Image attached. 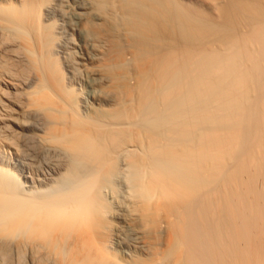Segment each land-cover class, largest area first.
Listing matches in <instances>:
<instances>
[{
    "label": "bare ground",
    "instance_id": "obj_1",
    "mask_svg": "<svg viewBox=\"0 0 264 264\" xmlns=\"http://www.w3.org/2000/svg\"><path fill=\"white\" fill-rule=\"evenodd\" d=\"M0 264H264V0H0Z\"/></svg>",
    "mask_w": 264,
    "mask_h": 264
}]
</instances>
